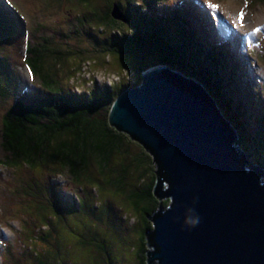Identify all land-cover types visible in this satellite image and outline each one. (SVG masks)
Returning a JSON list of instances; mask_svg holds the SVG:
<instances>
[{
	"label": "trees",
	"instance_id": "trees-1",
	"mask_svg": "<svg viewBox=\"0 0 264 264\" xmlns=\"http://www.w3.org/2000/svg\"><path fill=\"white\" fill-rule=\"evenodd\" d=\"M5 1L10 6L0 8V30L4 34L0 36L1 40L9 37L11 32L22 33L23 27L20 20L23 13L17 10L12 0ZM70 1L77 2L81 7L84 5L88 9L86 12L89 15L88 19L92 24H96V27L90 26L95 30L94 33L89 34L90 38L100 32L110 31V33L104 37L103 41L96 37L97 42L102 46L97 45L98 47L92 50L86 49L89 51L86 55H84L85 51L75 54L70 46V39L80 37L77 29L84 28L85 15L77 14L78 19L71 24L69 33L62 35L61 42L55 41V29L46 25L43 15H32L33 31L32 35L27 33L29 38L25 46L24 59L32 80L36 77L40 86L33 92L30 88H25L21 93H18L17 89L13 91L8 80L10 73L8 70H3L6 68L0 60V101L4 103L10 97L13 101L10 111L3 115L0 127V165L6 168L7 166L13 168L24 166L32 170L54 167L60 176L67 174L77 181L89 171L92 156L100 168H107L112 157L115 154H121L122 151H119L124 141L132 140L129 135L130 138L126 133L118 131L109 124L111 107L117 97L128 87L140 85L143 73L155 66H168L179 72L183 79L188 77V80L197 84L199 90L201 87L212 103L218 106L220 115L235 130L236 141L233 145L238 153L247 155L252 162L255 161L253 146L257 145L263 136L264 116L259 113L258 95H255L247 82L241 81V78L236 76L240 63L233 61L232 39L223 40L224 37H222L219 41L212 40L206 31V18L186 6L161 9L159 0ZM93 1H111V4L105 13H100L98 9L92 7ZM246 2L247 5H264V0H247ZM116 7L124 20L114 17L113 12ZM245 15L243 11L239 20L243 22ZM10 25H13L12 29ZM249 48L257 50L259 44L250 45ZM96 50L104 53L103 60L114 54H121L135 61V63L131 62L132 68L128 67L129 71L126 70L130 72L129 77L131 76L133 83L123 84L117 88L112 85L106 86L101 92L94 86L90 91L85 92L79 91V88L76 91L64 88L59 80L62 68L58 67L57 63L61 60L67 63L68 59L74 56L84 57L92 53L96 54ZM256 53L257 56L260 55ZM0 59H3V55H0ZM49 59L53 61L57 59V65L52 61L53 64H50L48 68ZM86 59L81 63V72L84 64V67L87 64L92 66L94 64L90 60H88L90 63L85 62ZM150 59L153 61L149 62ZM98 60L100 59H95L96 64ZM78 69L73 72H79ZM79 74L81 73L71 75L69 78L77 79ZM244 78L247 80L248 77ZM104 116L105 118H102ZM261 163L258 164L264 171V160ZM143 166L144 162L137 164L138 168ZM152 171L154 182L151 188L145 189L141 194L134 192L131 200L136 214L141 213L142 223L143 220L145 221L146 232L154 228L150 216L163 206L162 199L160 200L155 192L158 170L152 167ZM26 186L31 185L22 184V192H25ZM38 186L35 184L32 187L37 190ZM45 189L48 190L47 187ZM153 193L160 202L159 208L156 211L144 207L139 210L137 207L147 199L145 196H153ZM20 195L21 193L17 191L14 197L24 208L26 204L20 199ZM32 205L30 206L32 211L26 209L31 214L34 213L35 206ZM38 210L45 212L37 206L35 213ZM35 213L34 219L37 218ZM43 217L42 228L49 230L51 238L55 232L53 218L49 215H43ZM23 229L31 236L30 240L39 230L26 225ZM34 239L36 240V237ZM147 239L146 234L143 237L145 255L149 249ZM36 257L38 254L33 257V260ZM143 261L148 264V257Z\"/></svg>",
	"mask_w": 264,
	"mask_h": 264
},
{
	"label": "rangeland",
	"instance_id": "rangeland-1",
	"mask_svg": "<svg viewBox=\"0 0 264 264\" xmlns=\"http://www.w3.org/2000/svg\"><path fill=\"white\" fill-rule=\"evenodd\" d=\"M159 1L161 9L186 6L203 15L207 20L206 31L212 40L219 41L222 37L223 40H233V61L240 63L236 76L247 82L255 95H258L257 106L260 107L259 113L264 116V5H247V0ZM11 2L23 13V17L20 18L22 33L11 32L9 37L0 39V55H3V59L0 60L6 68L3 70L10 73L8 74L10 86L13 91L17 89L18 93L25 88L32 89V92L37 91L40 86L36 77L32 80L24 59L25 46L29 38L27 33L32 35L33 31L32 15L39 14L45 17L46 25L55 29L54 39L57 42H61L62 35L69 33L71 24L78 19L76 17L78 13L85 15L87 26L84 23V28L77 29L80 37L70 39V46L75 54H80L81 51H85L84 55L88 54L89 51L86 49L92 50L99 45L96 37L103 41L110 33L104 31L90 38L89 34L95 32L91 27H96V24H92L88 19L86 6L81 7L77 2L70 0ZM110 4L111 1H93L92 7L98 9L100 13H105ZM6 6L10 5L5 0H0V8ZM243 11L246 17L242 22L239 19ZM10 27L12 29L13 25ZM2 35L4 34L0 30V36ZM256 43L259 44L257 50L249 48ZM256 52L260 55L257 56ZM103 54L96 50V54L74 56L68 59L67 63L62 60L58 62V67L62 68L60 69L62 74L59 76L61 85L75 91L79 88L78 90L83 92L90 91L94 86L101 92L106 86L112 85L117 88L123 84L133 83V79L129 77L128 67L132 68L131 62L135 61L121 54H114L103 60ZM84 59L85 62L90 60L94 64L93 66L87 64L85 67L84 64L81 72V63ZM95 59H100L98 60L100 65L96 64ZM52 61L53 59H49L48 68L53 62L56 64L57 59ZM77 68L79 72H73ZM76 73H81L77 75V79L69 78ZM242 77L248 78L245 80ZM254 99L257 100L255 97ZM12 103L11 97L4 103L0 101V127L3 115L10 111ZM253 151H255L253 163L255 165L261 163L264 160V133L257 145L253 146ZM119 152L121 154H115L107 168H100L92 156L89 171L78 181L67 174L60 176L54 167L32 170L24 166L6 168L0 165V264H146L143 261L147 259V253L144 254L143 237L147 234V227L145 221L143 220V223L141 221V213L136 214L131 200L134 192L141 194L145 189L151 188L154 182L152 167L158 170V165L134 140L126 139ZM139 162H144L142 168L137 167ZM26 183L31 185L24 188L29 196L22 192V184ZM35 184L40 188L38 186L37 190L34 189L32 186ZM157 185L158 183L155 188ZM17 191L21 193L20 199L25 201V209L14 197ZM149 196L146 195L147 199L138 205L139 210L142 207L155 211L159 208L160 202L154 193L153 196ZM30 203L35 205L34 213L37 206L45 212L38 210V214L35 213L37 218L34 219V213L26 210L32 211L30 206L33 205ZM43 215L53 218L55 232L51 238L49 230L42 228ZM24 225L39 228L31 240V236L23 229ZM33 253L38 254L34 260Z\"/></svg>",
	"mask_w": 264,
	"mask_h": 264
},
{
	"label": "water",
	"instance_id": "water-1",
	"mask_svg": "<svg viewBox=\"0 0 264 264\" xmlns=\"http://www.w3.org/2000/svg\"><path fill=\"white\" fill-rule=\"evenodd\" d=\"M115 18L124 20L118 8ZM168 66L120 94L109 124L158 165L148 264H264V171L204 90ZM203 90V91H201Z\"/></svg>",
	"mask_w": 264,
	"mask_h": 264
},
{
	"label": "bare ground",
	"instance_id": "bare-ground-1",
	"mask_svg": "<svg viewBox=\"0 0 264 264\" xmlns=\"http://www.w3.org/2000/svg\"><path fill=\"white\" fill-rule=\"evenodd\" d=\"M206 29V28H205Z\"/></svg>",
	"mask_w": 264,
	"mask_h": 264
}]
</instances>
